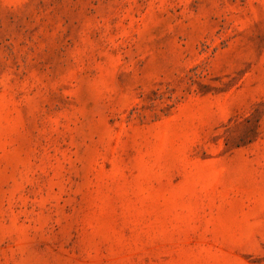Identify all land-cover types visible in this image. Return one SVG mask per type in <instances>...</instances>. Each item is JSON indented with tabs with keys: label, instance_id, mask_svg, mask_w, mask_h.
<instances>
[{
	"label": "rangeland",
	"instance_id": "1",
	"mask_svg": "<svg viewBox=\"0 0 264 264\" xmlns=\"http://www.w3.org/2000/svg\"><path fill=\"white\" fill-rule=\"evenodd\" d=\"M0 264H264V0H0Z\"/></svg>",
	"mask_w": 264,
	"mask_h": 264
}]
</instances>
